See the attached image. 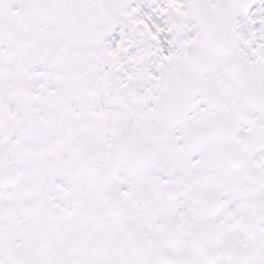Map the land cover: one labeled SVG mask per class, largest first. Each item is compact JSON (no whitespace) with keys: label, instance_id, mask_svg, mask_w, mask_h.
I'll return each instance as SVG.
<instances>
[{"label":"snow or ice","instance_id":"obj_1","mask_svg":"<svg viewBox=\"0 0 264 264\" xmlns=\"http://www.w3.org/2000/svg\"><path fill=\"white\" fill-rule=\"evenodd\" d=\"M0 264H264V0H0Z\"/></svg>","mask_w":264,"mask_h":264}]
</instances>
